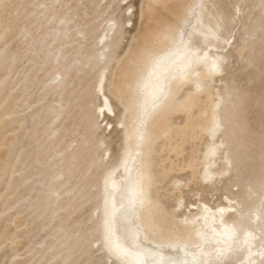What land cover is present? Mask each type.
I'll list each match as a JSON object with an SVG mask.
<instances>
[{
    "label": "rangeland",
    "instance_id": "374dc122",
    "mask_svg": "<svg viewBox=\"0 0 264 264\" xmlns=\"http://www.w3.org/2000/svg\"><path fill=\"white\" fill-rule=\"evenodd\" d=\"M238 1L241 12L223 34V46L228 51L235 42L244 52L217 83L226 101L225 133L238 148L230 152L233 170L214 187L192 181L191 151L203 149L207 137L171 135L158 142L181 147L176 156L167 146L159 158L175 171L163 179V190L174 178L187 185L181 212H195L202 200L217 206L225 197L249 207L250 192L263 188L264 0L249 7L246 0L213 2L231 20ZM141 3L0 0V264H114L97 243L101 189L125 142L117 118L97 119L104 62H93L102 51L99 38L113 26L117 40L106 49L111 71L140 26ZM183 121L181 114L172 117L175 125ZM163 190L166 207H173L178 196Z\"/></svg>",
    "mask_w": 264,
    "mask_h": 264
},
{
    "label": "bare ground",
    "instance_id": "6f19581e",
    "mask_svg": "<svg viewBox=\"0 0 264 264\" xmlns=\"http://www.w3.org/2000/svg\"><path fill=\"white\" fill-rule=\"evenodd\" d=\"M213 1L142 0L140 26L132 35L123 56L115 60L110 72L107 70L111 58L106 49L117 40L113 26L99 38L98 45L102 51L94 59L93 64L101 65L104 62V68L99 75L95 92L100 98L97 119L103 117L104 122L109 114L117 118V125L122 130L125 142V150L119 164L110 168L102 181L101 220L105 210V180L108 181L109 207L115 204L116 209L120 210V205L128 202L125 198L128 190L143 177L147 202L144 207L138 208L135 218H129L125 223L140 228L141 238L147 246L159 243L163 233L165 238L177 240L189 249L202 245L211 256H201L200 259H215V250L225 245V239L221 235L223 229L235 223L254 233L256 238L245 244L244 233L240 232L233 243V250L223 257L226 264H249V261L264 264V257L259 254L264 249V182L261 191L250 192L252 203L249 207L244 206L239 200L225 197V203L217 206H211L202 200L195 212L194 209L192 211L187 208L181 212L185 205L184 189L187 188L181 179L174 178L170 190L161 188L163 179L174 171L173 163L168 169L164 167V161L161 160L159 163L160 154L168 145L164 143L159 146L158 142L167 136L174 135L183 139L190 135L192 140L198 139L201 135L207 137L203 149L192 148L191 162L196 166L193 164L187 167L191 170L192 181L200 179L201 183L214 187L227 179L233 170L230 152L238 148L234 147L236 144L225 133L226 122L222 113L226 101L217 83L223 81L220 77L228 71L230 60L242 57L244 52L245 45L234 47L235 42L227 51V46H223L222 37L226 29L235 22L241 8L238 1L229 20ZM252 1L254 0H246L245 7H249ZM174 29L185 31L200 57L190 75L183 79L179 73L181 61L175 51V41L171 37ZM62 35L64 39L68 36L63 32ZM158 60L162 62L161 67L154 70V63ZM214 60L219 62L215 71ZM61 61L63 59L59 64L65 66ZM173 61L176 63L173 64ZM168 67L175 69V78H169L165 82L167 95L161 102L154 104L153 95L161 83L158 77ZM137 82L139 106L133 101L126 113L124 103L128 102V97L122 93L126 91L129 83ZM197 82L200 84L199 88L196 87ZM116 109L119 110V114H116ZM177 114L184 116L182 125H175L172 122V117ZM109 125L111 126L106 123L107 127ZM230 127L235 131L234 121H230ZM168 148V152L179 155L181 147L169 145ZM162 190L170 197L178 196L173 207H166ZM219 209L226 211L220 213ZM100 250L104 251L101 246ZM165 252L177 257L183 255L173 252L172 249H165ZM106 257L112 263L119 264L115 257L109 255Z\"/></svg>",
    "mask_w": 264,
    "mask_h": 264
},
{
    "label": "snow or ice",
    "instance_id": "6c2138e0",
    "mask_svg": "<svg viewBox=\"0 0 264 264\" xmlns=\"http://www.w3.org/2000/svg\"><path fill=\"white\" fill-rule=\"evenodd\" d=\"M214 35V34H213ZM171 37L175 41V51L179 54L178 59L181 61L179 65V73L181 78H186L190 75L192 68L199 62L200 57L194 50V45L186 36L183 29H174L171 32ZM173 64L176 61L172 62ZM162 62L156 61L154 63V70L161 67ZM219 62L214 60L213 70L218 69ZM176 71L171 67L165 68L158 79L161 83L158 85L154 95L153 103H158L163 100L167 95L165 82L169 78H175ZM196 87L199 88L200 84L197 82ZM139 83H129L126 91L122 95L128 97V102L124 103L125 112L131 108L132 102L135 101L137 106L138 96L137 90ZM106 198L105 210L100 224L99 239L97 243L101 248L108 253L110 257H115L119 264H226L223 257L233 250V243L237 240L240 232L244 233V243L248 244L256 237L251 231L238 226L235 223L226 226L221 235L225 239L223 248L215 250V259H200L201 256H211V253L206 252L202 245L194 246L189 249L177 240L172 238H165L161 233V240L159 243L152 246H147L141 238V231L139 227L128 226L125 221L129 218H135L138 208L144 207L146 200V193L143 188V177L139 178L137 184L128 190L125 198L127 204H121L120 210L116 209L115 204L109 207L108 200V181L105 180ZM236 211L235 209H228ZM226 209H219L218 212L223 213ZM223 220V218L221 217ZM202 239H204L202 237ZM165 249H172L173 252L182 253V256H173L165 252ZM264 257V249L259 253ZM249 264L254 262L249 261Z\"/></svg>",
    "mask_w": 264,
    "mask_h": 264
}]
</instances>
